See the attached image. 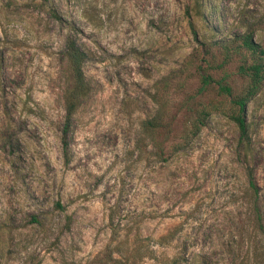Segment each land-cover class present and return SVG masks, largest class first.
I'll return each mask as SVG.
<instances>
[{"label": "rangeland", "instance_id": "rangeland-1", "mask_svg": "<svg viewBox=\"0 0 264 264\" xmlns=\"http://www.w3.org/2000/svg\"><path fill=\"white\" fill-rule=\"evenodd\" d=\"M48 1L58 19L41 0H0V264H93L111 206L119 237H148L140 264H264L244 194L249 167L264 222V80L246 140L218 90H239L250 60L223 44L252 29L264 47V0ZM68 36L88 92L64 151ZM156 111L152 147L140 122Z\"/></svg>", "mask_w": 264, "mask_h": 264}, {"label": "trees", "instance_id": "trees-1", "mask_svg": "<svg viewBox=\"0 0 264 264\" xmlns=\"http://www.w3.org/2000/svg\"><path fill=\"white\" fill-rule=\"evenodd\" d=\"M48 6L54 18L59 16L54 11L48 0H41ZM252 29H245L232 36L230 41L222 45L224 49L223 58L227 59L231 53L243 52L249 55L248 62L242 61L238 66L239 71L244 75V82L237 91H233L226 83L218 82V90L228 97L229 107L224 110L228 118L234 122L237 127L240 140L247 139L248 125L245 119V104L259 91L264 80V47L252 39ZM64 57L68 69V83L65 86L63 99V121L61 126V146L65 151L67 148V134L71 122V117L80 104L81 99L88 92V85L84 79L82 66L86 60V53L75 42L72 36H68L63 48ZM207 74L202 75V86L208 83ZM196 116V123L193 125V131H196L202 124L208 111L200 108ZM162 114L156 111L151 117L140 122V130L148 144L157 147L154 142L155 132L160 127ZM141 150V148H140ZM246 188L245 202L248 212V218L251 230L256 237L255 244L252 247V256L259 260L264 258V222L262 212L259 206V189L254 179L252 170L247 167L245 172ZM56 208L63 207L59 202L54 203ZM116 213L115 206L108 209V226L110 236L103 250L94 258L93 264H140L143 259H153L154 253L149 244L148 237H141L136 232L132 237H119L118 232L121 227L119 222L114 220ZM31 220L36 222V217L31 216ZM171 237L174 233H171Z\"/></svg>", "mask_w": 264, "mask_h": 264}]
</instances>
